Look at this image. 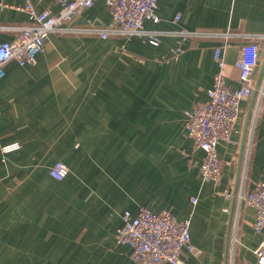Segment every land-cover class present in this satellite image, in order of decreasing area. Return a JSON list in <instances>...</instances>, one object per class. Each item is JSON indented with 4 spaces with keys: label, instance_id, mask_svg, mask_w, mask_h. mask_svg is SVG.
Wrapping results in <instances>:
<instances>
[{
    "label": "crops",
    "instance_id": "crops-1",
    "mask_svg": "<svg viewBox=\"0 0 264 264\" xmlns=\"http://www.w3.org/2000/svg\"><path fill=\"white\" fill-rule=\"evenodd\" d=\"M30 2L36 11L60 9L57 0ZM24 4L0 0V42L32 23ZM156 14L157 22L143 21V31L155 32L157 44L145 34L102 38L89 28L114 21L105 1L94 0L71 19V31L47 35L34 63L5 64L0 264H136L116 231L122 213L141 206L190 217L184 264L255 261L264 229H254L255 211L239 195L264 179V112L254 95L264 84V0H158ZM180 29L255 35L259 45L252 95L217 147L216 181L199 175L203 152L187 135L184 111L206 101L217 69L213 48L224 38H190L175 57ZM229 41L223 73L236 89V61L247 40ZM15 141L19 149L1 152ZM57 161L67 167L62 180L49 175Z\"/></svg>",
    "mask_w": 264,
    "mask_h": 264
},
{
    "label": "built area",
    "instance_id": "built-area-1",
    "mask_svg": "<svg viewBox=\"0 0 264 264\" xmlns=\"http://www.w3.org/2000/svg\"><path fill=\"white\" fill-rule=\"evenodd\" d=\"M109 6L113 25L108 28L90 27L102 38L111 34L135 35L145 34L150 43L159 42L153 31H143V21H158L156 7L158 0H104ZM60 9L56 13L49 10L36 11L30 0H25L23 9L29 14L32 23L20 28V32L11 40L0 42V79L4 75V66L10 60L20 65L34 63L36 56L43 51L44 39L50 32L71 31L68 24L71 19L84 9L90 7L94 0H57ZM178 16L175 17L177 19ZM222 36V44L213 48V59L217 69L213 75L207 99L184 111L185 128L193 145L201 149L203 154L198 172L203 179L219 180L222 160L217 151L221 141H228L235 131L240 115V102L247 100L253 92L252 72L259 65V45L255 35L238 32H221L213 30L177 31L176 44L171 48L175 57L183 52L185 41L194 37ZM242 36L247 41L240 46V55L236 61L241 85L230 89L225 83L224 49L229 40ZM258 107L264 112V84L257 88ZM15 141L1 146V152L7 154L20 148ZM67 174L64 163L57 161L49 167V175L62 180ZM229 193H225L228 196ZM239 200L255 211L253 227L260 232L264 229V179L259 180L246 193L241 192ZM194 204L197 199L191 197ZM122 223L116 231L118 243L127 244L131 248L130 257L136 264H184V249H192L190 243V217L177 218L167 210L154 211L146 206L138 208L136 214L125 210ZM255 261L246 264H264V239L254 250Z\"/></svg>",
    "mask_w": 264,
    "mask_h": 264
},
{
    "label": "water",
    "instance_id": "water-1",
    "mask_svg": "<svg viewBox=\"0 0 264 264\" xmlns=\"http://www.w3.org/2000/svg\"><path fill=\"white\" fill-rule=\"evenodd\" d=\"M263 70H264V59H263V62H262V69H261V73H263ZM260 76H261V75H260ZM258 85H259V84H257V85H256V89H255V91H254V95H255V94H256V92H257Z\"/></svg>",
    "mask_w": 264,
    "mask_h": 264
}]
</instances>
